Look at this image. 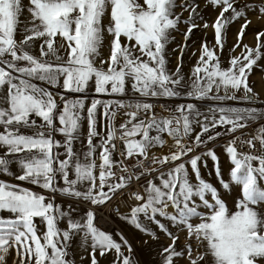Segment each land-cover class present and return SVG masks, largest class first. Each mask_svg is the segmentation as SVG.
Listing matches in <instances>:
<instances>
[{"label": "snow or ice", "instance_id": "1", "mask_svg": "<svg viewBox=\"0 0 264 264\" xmlns=\"http://www.w3.org/2000/svg\"><path fill=\"white\" fill-rule=\"evenodd\" d=\"M205 4L219 9L214 43L192 52L185 73L199 0H0V177H9L0 178V264L12 253L13 264H77L74 248L79 264L108 255L138 264L124 233L97 223V209L125 195L127 214L112 211L149 247L161 234L170 241L160 264H264V107L219 103L264 102L250 79L264 60V29L255 46L244 43L264 0ZM74 203L89 207L77 217Z\"/></svg>", "mask_w": 264, "mask_h": 264}, {"label": "rangeland", "instance_id": "2", "mask_svg": "<svg viewBox=\"0 0 264 264\" xmlns=\"http://www.w3.org/2000/svg\"><path fill=\"white\" fill-rule=\"evenodd\" d=\"M26 2V0H25ZM178 2H182V0H178ZM200 8H201V15L203 17L202 20H199L198 23H200L201 27L200 29L194 31L193 37L188 41L189 48L187 52L185 53L183 57V71L185 73H188L190 69L194 66L196 63V60L198 58L199 52L197 51V55H192V52L194 50H198L201 46V43L205 40L212 45L214 43V32L211 25L216 19L217 13L219 9H213L211 6H208L205 4V0H199ZM177 11H181L180 9H177ZM184 18H187L189 13L187 11H184L182 13ZM249 18L252 20V25L247 30V34L244 37V43L249 44L251 46H255L256 40H255V34L258 30L264 29V17H259L257 13L252 12L249 14ZM204 22H207L209 27L207 29L203 28ZM243 21H237L236 23L232 24L228 30L227 37H226V43L225 48L221 57L222 64L224 66H227V60L229 58V50L232 48V45L235 43L236 34L241 26ZM186 30V24L181 23L178 27V30L174 31L172 35L175 37L174 42H171L169 44V54H170V60H169V67L174 68L177 63V57L179 53L177 51H173L177 48V45H179L181 42L184 41V35L183 33ZM240 49H236V52L239 53ZM251 81L255 82V90L260 94L262 98H264V60H261L259 62V67H256L253 69V74L250 77ZM262 90V91H261ZM95 93L89 92V96H94ZM129 97V96H128ZM102 99H106L107 97H100ZM186 97H181L178 100L172 102V103H180L185 101ZM217 102L214 101H204V107H207L209 105L215 104ZM223 103L226 106H239V107H246V106H253V107H264V102H262L261 99H257L252 102L248 101H227V102H219ZM85 132L87 131V126L85 125ZM250 130V129H249ZM60 138V137H57ZM169 144L172 143V141L169 139ZM223 144V141H218V145ZM78 150H83L81 145L76 146ZM162 152H166L167 149L158 150ZM219 154L221 155L222 164L227 162V157L223 155L222 149H219ZM212 165L211 162H209V171H211ZM12 170H16V165L12 166ZM3 179H9V177L4 176L0 177ZM205 178H209L207 173H205ZM210 179L215 182V174L213 173L210 177ZM26 187H32L34 191L42 192L43 190L33 187L31 185L25 184ZM45 195H49L47 192H44ZM58 203H65L63 201L62 197L59 195L56 197ZM89 207L87 204L83 203H74V208L76 209L75 215L77 217L83 215L86 211V209ZM4 215H7L6 213H3ZM118 222V228L113 231V234L123 232L124 235L129 239L130 243H132V246L135 250L134 256L135 260L138 262V264H158L161 261V255L160 250L161 247L169 243L168 239L161 234L159 241H149V245L145 244L144 241L147 239L146 236H143L139 231L135 230L131 225L127 224L124 220L121 218L117 219ZM37 226L40 228L41 231L44 229V224L37 218L36 220ZM63 226V225H61ZM119 237L117 236V239ZM184 237L183 234H181V239L178 242L179 245L183 246L184 244ZM83 250L76 251L75 248L73 250L74 258L77 260V264H79L80 261V253ZM15 253H12L7 260V264H13V256ZM113 257L112 255H108L105 258H101V264H111ZM85 264H88L87 259H85ZM160 264V263H159Z\"/></svg>", "mask_w": 264, "mask_h": 264}, {"label": "built area", "instance_id": "3", "mask_svg": "<svg viewBox=\"0 0 264 264\" xmlns=\"http://www.w3.org/2000/svg\"><path fill=\"white\" fill-rule=\"evenodd\" d=\"M133 97H125V99H132ZM250 131V130H247ZM247 138V137H245ZM126 164H131V161H125ZM131 171L132 169L129 168ZM142 184L143 181H140ZM133 191L136 190V185H133ZM130 197L128 195L122 196L120 198V201L117 202L116 200H113L110 204L102 206L97 209L98 212V217H97V223L99 226H101L104 230L113 232L118 228V222L117 219L120 218L118 217L112 209H117L118 211L124 212L127 214V203L129 201Z\"/></svg>", "mask_w": 264, "mask_h": 264}, {"label": "bare ground", "instance_id": "4", "mask_svg": "<svg viewBox=\"0 0 264 264\" xmlns=\"http://www.w3.org/2000/svg\"><path fill=\"white\" fill-rule=\"evenodd\" d=\"M261 91H262V90H261ZM159 263H160V262H159ZM159 263H158V264H159Z\"/></svg>", "mask_w": 264, "mask_h": 264}]
</instances>
